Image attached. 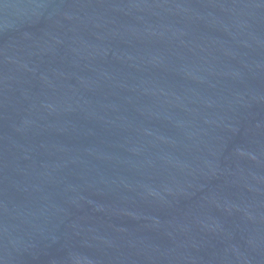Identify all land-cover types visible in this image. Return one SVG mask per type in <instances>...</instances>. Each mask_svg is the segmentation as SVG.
<instances>
[{
    "label": "water",
    "instance_id": "1",
    "mask_svg": "<svg viewBox=\"0 0 264 264\" xmlns=\"http://www.w3.org/2000/svg\"><path fill=\"white\" fill-rule=\"evenodd\" d=\"M0 264H264V0H0Z\"/></svg>",
    "mask_w": 264,
    "mask_h": 264
}]
</instances>
